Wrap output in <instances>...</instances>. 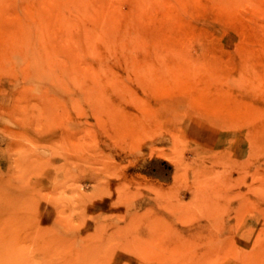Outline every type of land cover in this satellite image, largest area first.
I'll use <instances>...</instances> for the list:
<instances>
[{
  "label": "rangeland",
  "instance_id": "1",
  "mask_svg": "<svg viewBox=\"0 0 264 264\" xmlns=\"http://www.w3.org/2000/svg\"><path fill=\"white\" fill-rule=\"evenodd\" d=\"M79 1L0 0V264H264V0Z\"/></svg>",
  "mask_w": 264,
  "mask_h": 264
},
{
  "label": "bare ground",
  "instance_id": "2",
  "mask_svg": "<svg viewBox=\"0 0 264 264\" xmlns=\"http://www.w3.org/2000/svg\"><path fill=\"white\" fill-rule=\"evenodd\" d=\"M76 1H79V0H76ZM79 2H80V4H81L82 2H83L82 4H84L85 2H87V4H88V0H84V1L80 0ZM79 2H78V3H79ZM89 2H90V0H89ZM41 34H42V33H41ZM43 34L45 35V31H44V29H43ZM36 67H37V66H36ZM37 70H38V69H37ZM41 72H42V71H41ZM39 76H40V75H39ZM50 77H51V76H50Z\"/></svg>",
  "mask_w": 264,
  "mask_h": 264
}]
</instances>
